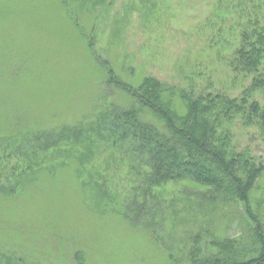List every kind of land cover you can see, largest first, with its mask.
Segmentation results:
<instances>
[{"label":"rangeland","instance_id":"obj_1","mask_svg":"<svg viewBox=\"0 0 264 264\" xmlns=\"http://www.w3.org/2000/svg\"><path fill=\"white\" fill-rule=\"evenodd\" d=\"M247 19L264 24V0H112L91 10L74 0H0V137L63 125L90 128L102 111L125 108L127 94L106 85L109 69L132 85L153 75L178 87L237 96L249 80L226 61ZM255 98L264 104L262 92ZM105 126L83 134L85 149L51 148L38 165L0 147V185L14 189L0 195V251L21 253L26 264H75L77 251L87 264H186L163 245L183 246L201 225L240 235L235 221L216 225L201 210L195 220L173 217L171 210L190 208L194 193L205 188L183 181L148 186L131 141L112 145ZM232 130L236 148L264 160L255 126L237 122ZM16 179L22 184L15 186ZM98 187L112 198L97 201ZM152 199L166 205L163 244L111 206ZM250 205L264 225V175ZM236 212L246 215L241 206ZM178 251L184 258V249Z\"/></svg>","mask_w":264,"mask_h":264},{"label":"trees","instance_id":"obj_2","mask_svg":"<svg viewBox=\"0 0 264 264\" xmlns=\"http://www.w3.org/2000/svg\"><path fill=\"white\" fill-rule=\"evenodd\" d=\"M74 1L81 8L85 4L91 10L94 5H109L112 0ZM238 38V45L231 49L226 66L234 74L248 77L249 82L237 96L221 91L196 90L193 86L178 87L153 75H144L138 84L132 85L109 69L106 85H113L127 94L129 103L125 108L102 111L95 121H91L93 125L90 128L80 124L63 125L0 137V147L8 149L12 155L14 150L28 162L36 161L38 165L51 148L67 144L72 152L77 146L85 149L83 134L106 125L104 130L107 135L109 133L112 145L119 146L125 139L131 141L132 154L139 155L141 166L148 173V186L159 187L168 182L183 181L192 183L190 187L194 189L205 188L194 193L192 201L195 204L189 205L190 208L179 211L167 208L173 217L195 220L201 210L204 220L210 214L213 216L211 222L216 225L225 224L223 219H226L229 226L235 221L240 228L239 236L228 237L220 234L219 230H211L208 225H201L183 246L163 245L167 253L178 252L180 262L186 264H264V225L250 205L251 193L264 175V160L248 148H236L231 140L234 137L232 128L237 122L243 127L255 126L264 140V104L255 98L258 91L264 94V24L256 19H247L239 29ZM85 139L89 141V138ZM12 142H18L20 146L13 147ZM32 167L30 164L22 171ZM18 182L22 184L16 179L14 185ZM11 187L1 184L0 195H13ZM96 192L97 201L112 198L99 187ZM146 194L156 195L150 190ZM158 202L160 200L156 199L154 203L143 205L131 200L121 203V208L114 204L111 206L120 211L130 224L163 244L162 222L166 205ZM238 206L244 209L245 216L237 214ZM182 211L186 212L185 216ZM217 214L222 217L219 221L215 219ZM203 238H206L203 242V245L207 244L204 245L206 249L200 244ZM182 248L184 258L178 251ZM74 258L75 264H87L81 251H77ZM25 262L21 253L0 251V264Z\"/></svg>","mask_w":264,"mask_h":264}]
</instances>
